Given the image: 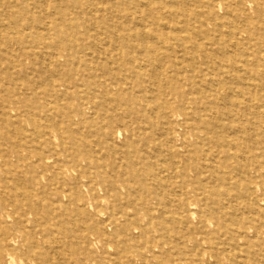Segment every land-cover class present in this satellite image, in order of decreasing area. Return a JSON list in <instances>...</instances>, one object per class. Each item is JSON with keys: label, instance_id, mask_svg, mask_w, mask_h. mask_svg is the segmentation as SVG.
I'll use <instances>...</instances> for the list:
<instances>
[{"label": "bare ground", "instance_id": "bare-ground-1", "mask_svg": "<svg viewBox=\"0 0 264 264\" xmlns=\"http://www.w3.org/2000/svg\"><path fill=\"white\" fill-rule=\"evenodd\" d=\"M200 2L205 15L209 17L205 24H214L219 36L214 54L199 39L202 60L197 58L194 48L176 51L167 40L148 32L135 34L133 41L125 38L118 48L112 43H93L94 49L104 58L101 55H90L92 58L81 61L78 58L76 83L55 85L49 82L47 89L39 93L36 86L23 89V85H17L18 73L7 72L2 83L4 90L0 91V149L5 152V147L10 145L12 151L26 149L28 154L17 155V163H23V167L13 166L14 172L7 173L6 178L0 176V260L5 259L6 264H15L17 257L23 264L29 260L39 264L47 261V251L36 253L35 248L45 242V237H50L48 231H39L35 236H26L23 231L22 217L26 211L39 210L31 202H24L28 192L38 193L52 205L48 197L51 190L57 197V204L64 194L72 203L81 200L82 206L87 204L92 210L95 209L96 189L104 202L113 198L115 203L104 209V229L99 230L98 226L90 223L87 231L92 233V237L87 236V239L95 246L105 247L106 253L116 249L117 257L124 250L127 252L126 264H207L212 259L226 262L237 260L234 252L228 253L226 248L221 251L211 242L206 227H212V220H215L220 229L222 213L232 201L238 213L242 195L248 196L251 201L247 207L248 214L264 217V0ZM217 7L222 15L214 13ZM25 11L26 7L23 8ZM61 12V19H65L66 12ZM20 18L23 19L22 16ZM11 34L27 36L21 39L30 48L37 46L41 40V35L35 30L24 32L21 28ZM118 50L123 52L118 54ZM6 51L14 52L13 44L1 38L0 53ZM94 59L98 61L97 66L91 63ZM63 60L74 64L72 58L64 54L45 63L50 69L61 70ZM108 61L134 75L135 81L131 83L134 93L142 94L147 83L152 86L150 93L156 104L154 109L161 113L164 120L162 136L166 138L159 140L149 137L143 140L148 148L147 159L144 160L137 151L129 152L125 147L123 159H135L134 163L129 161L128 165L134 169L132 178L128 180L124 175H118L120 184L112 182L109 185L97 166L98 159H103V156L98 157L86 148L80 149L79 145L95 143L97 147H112L117 140L123 139L126 144L128 137L131 139L140 133L141 127L134 120L126 121L111 115L110 107L117 106L115 95L121 92L122 86L115 82V78H107L113 72ZM0 64H3L1 60ZM84 70L90 71L91 75L83 74L86 72ZM206 77H212V80L208 81ZM125 78L128 81L130 75L125 74ZM79 81L86 85L79 84ZM179 83H185L188 87L182 95L177 92ZM167 85H171L170 92ZM173 92L175 95L177 93L180 101L176 107L168 100V95ZM100 97L104 102L101 103ZM212 97H216L215 102L209 100ZM107 100L113 103L109 107L104 104ZM63 102L66 103L65 107ZM37 115L42 116L46 123L36 121L34 118ZM22 118L32 123L31 131L20 123ZM88 122L91 125L84 127ZM78 135H83V142L78 140ZM90 137L93 139L90 140ZM36 140L38 147L34 146ZM157 153L170 157L172 162L170 160L168 171L175 173L179 183L173 186L162 184L169 182V174L162 172V162L156 159ZM0 159L3 165L11 163L1 154ZM193 159L202 163L204 169L212 170L216 181L224 185L207 189L202 183L200 186L187 183L189 163ZM138 165L141 166L137 168ZM142 168H146V171H141ZM197 170L201 175V171ZM234 175H240V178ZM226 180L231 181V186H226L223 182ZM146 182L153 187L146 188ZM26 183L30 187H26ZM129 183H138V188L134 187L137 190L134 194H139L138 200H132L134 194L129 191L125 195L126 202H120L122 194L119 186L126 188ZM176 184L178 187L175 189ZM37 186H41V189H36ZM80 187L83 192H77ZM201 194L211 200L203 215L196 211L198 205L206 201ZM143 195L148 200L142 201ZM191 195L194 200L187 198ZM172 196L177 197V204L171 211ZM186 207L187 217L182 213ZM14 213L21 215L11 225ZM168 215L170 219L166 218ZM142 218L149 221L145 227L140 224ZM205 218L207 222H204ZM192 219L198 221L197 226L191 224ZM262 221L260 227L252 222L247 225L257 237H264ZM31 222L35 223V220ZM156 232L158 236H149ZM170 232L178 235L176 242L168 240ZM38 235L41 237L38 238ZM245 238L237 231L234 238H230L233 241L232 250ZM139 239L143 240L141 246L135 244ZM182 245L193 246V259L183 252H175ZM84 250L89 253L88 247ZM261 251L264 253V243Z\"/></svg>", "mask_w": 264, "mask_h": 264}, {"label": "rangeland", "instance_id": "rangeland-1", "mask_svg": "<svg viewBox=\"0 0 264 264\" xmlns=\"http://www.w3.org/2000/svg\"><path fill=\"white\" fill-rule=\"evenodd\" d=\"M200 1L201 0H4L2 1L3 3L0 2V39L2 38L3 41L8 44L12 43L14 52L6 51V53H0V60L3 62V64H0V91L4 90L2 83L8 71L18 73L19 80L17 85H23V89L29 86H36L39 93L47 89V83L49 82V84L55 85L59 83H76L78 79L75 71V68H77L76 60L78 58L80 61L90 59L92 58L90 55H101L99 51L94 49L92 46L93 43L95 45L112 43V45L117 47L125 38H129L133 41L136 39L135 34L141 35L148 32L156 33L161 36L162 39H165V41L167 40V42L174 46L176 51H183L186 47L194 48L197 58L202 60L199 39L202 40L210 53L214 54L215 48L218 46L217 38L219 36L214 30V24L213 26L211 24H205L209 17L205 15L203 4H201ZM24 7H26L25 12H23ZM61 11L66 12L65 19H61L63 16ZM214 13L222 15L218 7L214 10ZM20 16H22L23 19H21ZM230 21L231 19L227 22L229 23ZM21 28L24 32H29L30 30L37 31L41 35L39 44L30 48L25 40L21 39L27 36L21 34V37H16L11 34L15 29L19 31ZM11 39L12 41L10 42ZM61 42H64V44H61ZM150 46L153 45L150 44ZM122 52V50L117 51L118 54ZM61 54L72 58L74 61V64H72L73 66L63 60L61 70L58 68L52 69V67L50 69L45 62L53 60L55 56ZM87 55L88 57L86 58L85 56ZM124 55H126V52H124ZM101 56L103 59L104 55ZM124 59L127 60V57L124 56ZM208 60L210 62L211 56ZM91 63L94 66L98 65L96 59ZM108 63L113 72L112 74H108L107 78L109 80L115 78V82L122 86L121 92L115 95L117 106L114 108L110 107L112 109L110 113L126 121L134 120V122L141 127V131L137 136L131 139L128 137V142H126V144H124L125 142L123 139L117 140L112 147H97L95 143H91L87 146L85 144L79 145L80 149L86 148L92 153H96L98 157L103 156V159H98L97 166L102 172V177L107 185L112 182L120 184L121 180H118V175H124L128 180L132 178L134 169H130L128 165L130 164L129 161L134 163L135 159H127V161L123 159V150L127 148L129 152L137 151L139 157L144 160L147 159L148 148L144 145L143 140L149 137H155L159 140L166 139L162 136V125L164 120L161 117V113L154 109L156 104L150 93L152 86H149V83H147L145 85V91L142 94L139 92L134 93L135 90L131 84L135 81L134 75L128 70L124 72L118 69V67L113 64V61H108ZM204 68V70H206V67ZM24 69L26 70L25 72ZM84 71L86 72L83 74L91 75L90 71ZM106 74L107 73H105V75ZM125 74L130 75L128 81L131 82L126 80ZM122 78L124 80H122ZM206 79L210 81L212 77H206ZM199 82L198 79V83ZM78 83L86 85V83L82 81ZM201 85L205 87L204 84ZM91 86L94 87L93 85ZM170 86L171 85H167V90L169 92L171 91ZM177 87H179L177 92L181 95L188 90L185 83H179ZM208 88L209 86L207 89ZM82 89L83 88H81V90ZM164 89L166 90L165 87ZM171 94L172 95H168V100H170L175 107L179 106L180 101L177 98V93L176 95L175 92ZM215 98L216 97H212L209 100L215 102ZM100 101L101 103L104 102L101 97ZM108 102L107 100V103H104L106 107L113 104ZM65 104L66 103L63 102L64 107ZM22 107L24 109V106ZM102 109L105 110L104 107H102ZM99 110L101 111V108H99ZM129 111L132 112L127 114ZM34 119L38 122L46 123L45 119L40 115H37ZM13 120L15 122V119ZM20 123H22L27 130H32V123L29 120L22 118ZM89 125H91L90 122L86 123L84 127H88ZM77 137L78 140L82 141L83 135H78ZM89 139L92 140L93 137ZM34 146H39L37 140ZM5 149V152L0 149V154L3 158H9L11 163L3 165V160L0 159V176L2 178H6L7 173L14 172L12 171L14 169L13 166L23 164L17 163V155L27 156L28 154L26 149L12 151L10 145L6 146ZM156 159L162 162L160 167L164 175L169 174L168 181H173V183L164 182L162 184L173 186L174 183H179L180 180H178V178L175 179V173L168 171V165L171 160L170 157L165 153L163 155L157 153ZM189 164L187 183H190L191 186H195L196 184L200 186L202 183L209 189L210 187L224 185V183L220 185L218 183L219 181H216L213 171L209 170V168L204 169L202 163L193 159ZM5 165H7V167H4ZM23 166L24 165H22V167ZM140 166L141 165H138L137 168ZM197 168L201 171V175L197 173ZM140 170L146 171V168ZM232 173L233 171L231 174ZM234 176L240 178V175ZM164 177L166 178V176ZM230 177L234 178L231 175ZM95 180H99V178ZM223 182L226 183V186H231L230 180ZM137 184L138 183H134L133 185L129 183L126 188L119 186L122 194L119 201L125 203V195L129 191H132L134 194V192L137 191L135 188H138ZM144 186L146 188L153 187L151 183L148 185L147 182ZM26 187H30V185L26 183ZM174 187L176 189L178 187L177 184L174 185ZM36 189H41V186H37ZM78 191L83 192L82 187L77 189V192ZM99 193L100 191L96 189L95 209L92 210L88 208L87 204L85 207L82 206L83 202H81V200H75L72 203L69 197H64V194L59 197L61 202L57 204L55 202L57 197L52 194L51 190L48 192V197H50L53 206L36 192L32 193L31 191V193L28 192L26 194L24 202H31L33 206L37 209L39 208V210L34 212L26 211L22 217V219H24L23 231H25V235L35 236L37 232L43 231L45 233L46 230L50 235V237H45V242L41 243V246L37 247L38 249L35 248L36 253L41 250L47 251L48 253L47 261L42 264H93L94 262L95 264H126L125 258L127 252L124 250H122V255L117 257L116 249H111L109 253H106L105 247L101 245L95 246L92 244V241L89 242L87 239V236L92 237V233L87 231V227L91 225L90 223L98 226L99 230L104 229L102 225V221L105 218L104 209H106L109 204L115 203L113 198H110V201L112 200L111 202H104L100 198L101 194ZM138 195L139 194H134L131 199L137 201ZM202 197L206 199V201L198 205L196 211L203 215L206 208L210 206L211 200L208 199L205 194L202 195L201 198ZM170 198V209L172 211L177 204V197L175 198L172 196ZM187 198L189 200L195 199L192 195ZM241 198V210H238V213L236 212L237 209L234 207V201L231 202L228 209L226 208V210L223 211L221 216L222 223L219 221L220 229L218 228V222L215 220H212V227L204 226L206 227L209 238H211V242L217 245L221 251L226 248L228 253L234 252L237 260L235 262H226V260L212 259L210 263L207 264H264V253L261 251L264 237H257L253 230L247 228L250 222L260 227L264 217L252 213L248 214L249 211L247 207L251 201L249 197L245 195H242ZM144 200H148V198L146 199L143 195L142 201ZM25 208H27V206ZM187 210L188 208L186 207L185 211H182L185 217H187ZM20 215L21 214L14 213L11 219V225L14 221L19 220ZM155 215L157 216L158 212H156ZM176 215L179 214L176 213ZM166 218L170 219L169 215ZM32 220H35V223H32ZM206 220L208 219L205 218L204 222ZM241 221L247 224H242ZM148 222L147 219L142 218L140 224L145 227ZM191 224L197 226L198 221L192 219ZM217 230H219V232H217ZM237 231L244 234L246 238L240 240L233 251V241L230 240V238H234ZM152 235L158 236L159 233L149 234V236ZM39 237L41 236L38 235V238ZM28 238L31 239L29 236ZM177 239L178 235L175 232L169 233V241L176 242ZM135 244L141 246L143 240L139 239ZM85 247L89 248V253L84 250ZM175 252L177 254L183 252L189 255L191 259L195 256L193 246L189 245H182L179 249L175 250ZM0 264H6V260L1 259ZM15 264L23 263L20 258L17 257ZM27 264L39 263L29 260Z\"/></svg>", "mask_w": 264, "mask_h": 264}]
</instances>
